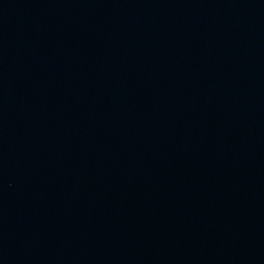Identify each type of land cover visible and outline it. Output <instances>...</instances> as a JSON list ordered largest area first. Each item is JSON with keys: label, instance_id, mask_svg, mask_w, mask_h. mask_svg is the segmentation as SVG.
<instances>
[{"label": "water", "instance_id": "water-1", "mask_svg": "<svg viewBox=\"0 0 264 264\" xmlns=\"http://www.w3.org/2000/svg\"><path fill=\"white\" fill-rule=\"evenodd\" d=\"M0 264H264V0H0Z\"/></svg>", "mask_w": 264, "mask_h": 264}]
</instances>
